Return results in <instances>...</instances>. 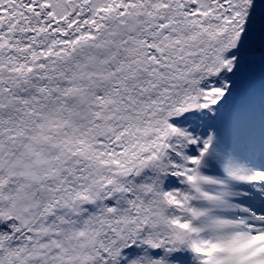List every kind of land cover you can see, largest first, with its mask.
I'll return each instance as SVG.
<instances>
[{"label":"snow or ice","instance_id":"snow-or-ice-1","mask_svg":"<svg viewBox=\"0 0 264 264\" xmlns=\"http://www.w3.org/2000/svg\"><path fill=\"white\" fill-rule=\"evenodd\" d=\"M0 264H264V0H0Z\"/></svg>","mask_w":264,"mask_h":264}]
</instances>
